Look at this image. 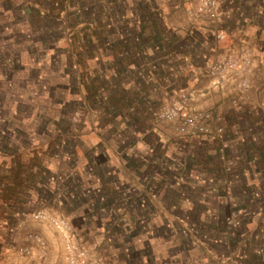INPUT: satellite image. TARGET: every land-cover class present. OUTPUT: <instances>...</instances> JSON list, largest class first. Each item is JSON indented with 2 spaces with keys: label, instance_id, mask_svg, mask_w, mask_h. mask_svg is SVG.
Listing matches in <instances>:
<instances>
[{
  "label": "rangeland",
  "instance_id": "374dc122",
  "mask_svg": "<svg viewBox=\"0 0 264 264\" xmlns=\"http://www.w3.org/2000/svg\"><path fill=\"white\" fill-rule=\"evenodd\" d=\"M192 4L0 0V264H64L39 212L91 264H264V0H219L223 41ZM231 49L251 61L216 87ZM182 90L219 139L157 120Z\"/></svg>",
  "mask_w": 264,
  "mask_h": 264
},
{
  "label": "built area",
  "instance_id": "2783aa9c",
  "mask_svg": "<svg viewBox=\"0 0 264 264\" xmlns=\"http://www.w3.org/2000/svg\"><path fill=\"white\" fill-rule=\"evenodd\" d=\"M187 14L192 18L193 25L207 28L217 40L223 41L226 38V33L219 28L222 19L219 0H193ZM250 55L249 49L225 51L209 67L212 83L216 87L224 88L225 82L234 78L233 73L237 74L247 67L251 61ZM242 85L246 86V82H242ZM197 96L196 90H182L173 94L165 106L157 111L156 118L158 121L169 123L181 139L217 140L223 133V128L219 126L221 117L215 111L199 108ZM35 217L49 221L62 237L64 264H91L83 239L67 219L44 212H39Z\"/></svg>",
  "mask_w": 264,
  "mask_h": 264
},
{
  "label": "trees",
  "instance_id": "16d2710c",
  "mask_svg": "<svg viewBox=\"0 0 264 264\" xmlns=\"http://www.w3.org/2000/svg\"><path fill=\"white\" fill-rule=\"evenodd\" d=\"M8 189V188H7ZM4 190H6V187H5V189Z\"/></svg>",
  "mask_w": 264,
  "mask_h": 264
}]
</instances>
